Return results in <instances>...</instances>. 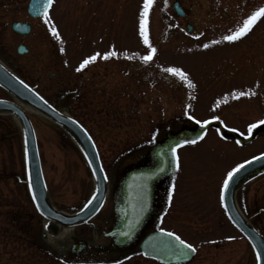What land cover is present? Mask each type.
I'll return each mask as SVG.
<instances>
[{
	"label": "rangeland",
	"instance_id": "rangeland-1",
	"mask_svg": "<svg viewBox=\"0 0 264 264\" xmlns=\"http://www.w3.org/2000/svg\"><path fill=\"white\" fill-rule=\"evenodd\" d=\"M28 1L0 0V61L48 102L59 103V72L78 63L80 56L98 54L85 66L88 70L94 69L93 63L114 69V106L107 104V109L116 114L99 116L87 103L86 115L76 118L91 135L110 186L129 165L143 162L168 132L197 127L201 125L197 120L209 121L213 116L222 127L236 129L234 138L211 126L195 144L176 149L179 166L174 162L170 172L177 175L172 199L156 227L174 232L196 248L193 257L180 264H255L251 246L226 218L220 189L227 171L264 152V125L251 133L247 130L249 123L264 119V18L236 41L222 37L264 6V0H181L189 8L192 32L179 28L181 21L172 18V0H153L147 31L157 51L147 63L140 59L147 53L139 34L143 0H53L50 25L44 17L28 18ZM23 19L32 28L20 38L10 23ZM53 25L59 39L49 31ZM18 43L25 44L27 53L15 51ZM107 50L116 55L103 58ZM168 67L184 71L193 86L166 72ZM51 71L57 72L54 79L47 75ZM241 91L253 94L233 96ZM0 98L10 96L0 89ZM27 115L50 202L73 212L93 188L85 160L62 128L34 112ZM235 201L245 219L264 236V173L238 187ZM101 217L69 228L51 242L41 237L44 220L26 188L20 127L12 115L0 113V264H161L143 257L137 246L111 256L94 251L93 257H73L59 251L70 236L87 234L89 241H98L99 231L107 224Z\"/></svg>",
	"mask_w": 264,
	"mask_h": 264
},
{
	"label": "water",
	"instance_id": "water-1",
	"mask_svg": "<svg viewBox=\"0 0 264 264\" xmlns=\"http://www.w3.org/2000/svg\"><path fill=\"white\" fill-rule=\"evenodd\" d=\"M43 3L44 0H29L28 14L34 17L41 16ZM173 8L179 13L176 3L173 4ZM187 28L191 29L190 26ZM12 29L26 34L29 32V25L14 22ZM18 52H24V46L19 45ZM20 81L16 75L0 64V88L13 98V100L0 99V113L11 114L17 119L22 136L26 183L30 198L38 214L47 220L45 229L50 235H56L60 228L82 224L97 212L95 209L101 207L106 196V179L104 172L100 171L102 167L96 147L84 128L74 119L54 109L31 87L28 85L26 87V84H21ZM23 106L38 111L62 127L80 148L94 184L93 192L86 201L87 203L90 199L92 200V204L88 208H84L85 203L73 213H64L51 204L42 174L34 129ZM209 125H217L221 130L216 122H209L207 125L193 130L181 129L174 134L168 133L161 143L153 146L150 152L151 165L130 169L123 175L117 187L114 207L115 223L107 234L112 237L113 246H126L142 230L151 209L154 182L162 177L171 165V147L183 139L196 138ZM221 133L225 132L221 131ZM255 157H257L256 160L249 159L250 163L235 175L228 188L224 190L222 203L227 216L242 233L257 256L258 253L264 255V237L241 215L234 201L235 189L264 172V156L260 154ZM157 169H162V171H157ZM154 172L156 174L152 175ZM94 192L96 193L95 197H93ZM123 233H129V235L125 236ZM80 248H84L83 241L80 243ZM139 249L145 257L166 264L188 261L194 254V252L178 245L174 237H169L159 230L146 234L139 243ZM181 252H186L187 255L183 256ZM260 264H264V260H261Z\"/></svg>",
	"mask_w": 264,
	"mask_h": 264
},
{
	"label": "flooded vegetation",
	"instance_id": "flooded-vegetation-1",
	"mask_svg": "<svg viewBox=\"0 0 264 264\" xmlns=\"http://www.w3.org/2000/svg\"><path fill=\"white\" fill-rule=\"evenodd\" d=\"M176 1H178L179 6L182 9L183 13L181 17H172V18L173 19L178 18L181 21L178 24L179 25L178 27L182 29L184 28L185 24L187 23L192 24L190 20L191 16L189 13V8L187 7V5H185L186 3L183 4L181 0H176ZM28 18H32V17L28 16ZM32 19H35V18H32ZM20 21L28 22L30 24V32H31V28H32L31 23L26 19H23ZM193 29H194V26L192 28V31ZM30 32L25 35L18 34L16 32H13V33H15L17 36L21 38V37H27V35H29ZM21 44H24V43H21ZM16 47H15V51H17ZM27 51L28 50H26L23 54L27 53ZM107 52L109 51L107 50ZM82 59L83 57L80 56V58L78 59V63L73 64V65L66 64L69 67H67V69L60 70L59 72L60 73L59 74L60 85H59V90L57 91V93L59 94L61 98L57 105L56 104H53V105L55 107H60V110L63 113L67 114L70 117H73L74 119L76 118L79 119V118H82L83 115H86L84 111H87V108H88V106L86 108L87 103H89V106H91V109L92 110L94 109L93 111L99 114V116L113 117V115H115L116 112H114V110H112L111 108L108 110L107 108L110 105H107V104L111 103L112 108L114 106V103H113L114 92H115L114 69H111V65L100 67L98 63H93L90 67L94 66V69L90 68L88 70L84 67L80 71H77L76 69L79 67V64H80L79 62H81ZM56 74H57L56 71H51L47 73L50 79H54ZM39 79H37L38 82L40 81ZM98 81H101V83H98ZM104 81H105V84H104ZM31 86L34 87L33 85ZM98 103H106V105L103 107V106H99ZM72 110L74 111V114L72 113ZM93 111H91V113ZM126 111L127 110L123 108L122 114H125ZM150 162H151L150 157H146V159L143 162L139 164L129 165L127 169H129L130 167L137 166V165L145 166V165L150 164ZM176 178H177V175H176ZM176 178L174 175L168 173L154 183L153 202H152L150 214L146 222L144 223L141 233L136 237V239L132 243V246L125 248L126 251H129L132 248H135L138 245V242L141 240V238L146 233L159 229L158 227H156V224L160 221L162 210L167 208V206L169 205L170 200L168 199V189L172 187L174 190V183H175ZM119 179H120V175L115 177V180L110 186V192L107 194L106 200L97 214V215L100 214L102 216L101 220L103 222L107 221V224L102 230L99 231V240L93 242L95 243V245H93V243L89 241V239L87 238L88 235L86 234V236L82 237L81 239L87 241L91 245L86 247L84 250L74 252L73 249L77 248V245H78V244H74V238L77 236H71L67 244L64 242L61 244L62 246L59 249L60 252H63L64 254L68 256H73V257H89V256L93 257V254H95L94 251L103 252V253L107 252L106 256H111L114 251H117L109 247V244L112 241L110 240V237L106 236L105 234L108 232V230L114 223V204L116 201V191H117L115 187H117V183ZM104 211H106L107 214H105ZM97 215L95 216V218H97ZM166 231H169V230H166ZM100 245L102 246L99 247Z\"/></svg>",
	"mask_w": 264,
	"mask_h": 264
},
{
	"label": "snow or ice",
	"instance_id": "snow-or-ice-1",
	"mask_svg": "<svg viewBox=\"0 0 264 264\" xmlns=\"http://www.w3.org/2000/svg\"><path fill=\"white\" fill-rule=\"evenodd\" d=\"M153 0H143V6L140 12V17H139V34L143 40V43L145 45H147V53L143 56L140 57L141 60H143L144 62H149L153 59L154 54L156 53V49L154 47H152L150 41H149V36H148V31H147V16H148V11L149 8L152 4ZM53 0H44L43 3V17H44V23L45 24H51V21L49 19V13H48V9L49 6L52 5ZM261 18H264V6H260L257 7L255 10H253L249 15H247L241 24H239L234 30L230 31L227 35H224L222 37V39L224 41H236L238 39H240L241 37L245 36L247 33L250 32V30L252 29L253 25L256 24V22L258 20H260ZM49 31L52 33L53 36H55L57 39H59V34L57 33V30L55 28V26H50ZM212 43H216V41H212ZM203 47L207 48L208 45L204 44ZM98 54H93V55H89L86 58H84L80 64L79 67L76 69L77 71H80L81 69H83L86 65H88L89 63L93 62L96 60ZM116 53L113 51H109L104 53L103 58L107 59L110 56H115ZM166 72L171 73L175 76H178L181 80H184L187 82L189 87H192V81L188 79L187 74L182 71L180 68L177 67H168L166 69H164ZM21 84H23V81H20ZM27 87V85H25ZM253 93L247 92V91H241V92H234L233 96L238 98L241 96H249L252 95ZM212 120H217L218 117L213 116L211 117ZM197 124H201L203 125H207L209 123L208 120H197L196 121ZM257 125H264V119H259L257 121H255L254 123H249L247 125V130L249 133L252 132V130L254 128L257 127ZM232 131H236V129H232ZM217 132H219V129H217ZM157 135L156 132L152 133V136L155 137ZM203 137V132H201L200 134L197 135V137L195 139L192 140H182L180 143L175 144L174 146L171 147V154L173 157V162L177 163V167L178 165V158L176 157V149L179 148L182 144H195L197 142V140L202 139ZM237 144H239V141H236ZM261 156H264V153L261 154ZM257 157L253 156L252 160H256ZM250 161L249 160H245L243 161V163H238L236 164L234 167H232L229 171H227L226 175L224 176L223 179V183L221 186V200L223 201V194H224V190L226 188H228L230 182L234 179L235 175L238 174L245 165L249 164ZM100 171L102 172L103 169L101 168ZM157 171H162V169H157ZM95 175V172L93 173ZM156 173H152V175H155ZM105 179H107V177H104ZM172 192H173V188L170 187L168 189V199L171 200L172 199ZM96 196V193H93V197ZM92 204V200L90 199L85 205L84 208H88V206ZM83 211V209H82ZM95 211H99V208H96ZM45 227H47V225H45ZM159 231L169 237H174L175 241L177 242L178 245L183 246L184 249L190 250L191 252H195L196 248L193 246V244L191 243H186L183 239H181L178 235H176L174 232H165V229L163 228H159ZM123 235L127 236L129 235V233H123ZM228 239H232L231 237H228ZM181 255L186 256L187 253L186 252H181ZM261 260H264V255L261 254H257L256 256V264H260Z\"/></svg>",
	"mask_w": 264,
	"mask_h": 264
},
{
	"label": "bare ground",
	"instance_id": "bare-ground-1",
	"mask_svg": "<svg viewBox=\"0 0 264 264\" xmlns=\"http://www.w3.org/2000/svg\"><path fill=\"white\" fill-rule=\"evenodd\" d=\"M26 107V113H27V111H31V112H34L37 116H39V117H42L43 115H41L38 111H36V110H34V109H32V108H30V107H28V106H25ZM42 118H46V117H42ZM106 187H107V189L109 190V188H110V184H106ZM68 229V227H65L64 229H60V232H59V234L60 233H64V232H66V230ZM51 239L52 238H48L47 239V241L48 242H51Z\"/></svg>",
	"mask_w": 264,
	"mask_h": 264
}]
</instances>
